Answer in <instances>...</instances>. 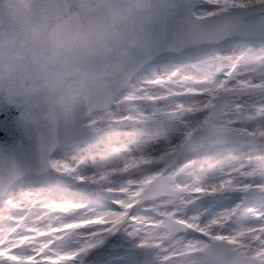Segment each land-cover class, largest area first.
<instances>
[{
	"label": "snow or ice",
	"instance_id": "1",
	"mask_svg": "<svg viewBox=\"0 0 264 264\" xmlns=\"http://www.w3.org/2000/svg\"><path fill=\"white\" fill-rule=\"evenodd\" d=\"M126 9L80 99L0 79V264H264V0H30L53 40ZM40 81H37L39 83Z\"/></svg>",
	"mask_w": 264,
	"mask_h": 264
},
{
	"label": "clouds",
	"instance_id": "2",
	"mask_svg": "<svg viewBox=\"0 0 264 264\" xmlns=\"http://www.w3.org/2000/svg\"><path fill=\"white\" fill-rule=\"evenodd\" d=\"M30 0H0V79L7 85L9 78L20 74L19 64L28 65L21 75L28 88L55 95L63 107L80 99L73 83L61 78L80 76L83 86L100 89L109 77L123 70L116 56V37L126 9H111L90 22L68 25L66 33L55 40L38 23L21 22ZM37 81H40L37 83Z\"/></svg>",
	"mask_w": 264,
	"mask_h": 264
},
{
	"label": "water",
	"instance_id": "3",
	"mask_svg": "<svg viewBox=\"0 0 264 264\" xmlns=\"http://www.w3.org/2000/svg\"><path fill=\"white\" fill-rule=\"evenodd\" d=\"M3 145V142H0V146H2Z\"/></svg>",
	"mask_w": 264,
	"mask_h": 264
}]
</instances>
